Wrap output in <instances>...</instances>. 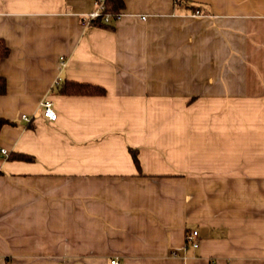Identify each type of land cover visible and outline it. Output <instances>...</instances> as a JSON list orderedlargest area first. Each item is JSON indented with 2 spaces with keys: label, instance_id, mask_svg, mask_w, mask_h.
Segmentation results:
<instances>
[{
  "label": "crops",
  "instance_id": "obj_1",
  "mask_svg": "<svg viewBox=\"0 0 264 264\" xmlns=\"http://www.w3.org/2000/svg\"><path fill=\"white\" fill-rule=\"evenodd\" d=\"M189 1L0 0V264H264V0Z\"/></svg>",
  "mask_w": 264,
  "mask_h": 264
},
{
  "label": "trees",
  "instance_id": "obj_2",
  "mask_svg": "<svg viewBox=\"0 0 264 264\" xmlns=\"http://www.w3.org/2000/svg\"><path fill=\"white\" fill-rule=\"evenodd\" d=\"M103 7L101 9V14L92 20H90L89 25L92 26H110L116 20V15L124 7L123 0H103ZM175 3H182L183 5L191 6L192 11H198L200 8L199 4H192L189 0H175ZM109 16V21L105 22L104 16ZM10 49L7 46L5 40L0 37V61L9 55ZM56 91L60 94L68 95H103L105 94V89L97 84L92 83H81L72 80L64 79L54 87ZM6 92V80L0 73V95ZM13 122L5 117L0 116V129L5 124H12ZM129 152L132 155L133 161L138 165L137 153L135 149L128 147ZM7 159H17V160H33L31 155L20 153V152H10L6 155Z\"/></svg>",
  "mask_w": 264,
  "mask_h": 264
},
{
  "label": "built area",
  "instance_id": "obj_3",
  "mask_svg": "<svg viewBox=\"0 0 264 264\" xmlns=\"http://www.w3.org/2000/svg\"><path fill=\"white\" fill-rule=\"evenodd\" d=\"M103 2H104L103 0H93L94 8L90 12L85 14V16H84V22L85 23H89L90 20H92L93 18H95L101 14ZM120 15H121V11L116 15L115 19H118ZM103 20L105 22H108L109 16L105 15ZM38 106L41 110L42 115L45 118H47L50 121L56 120L57 113L53 108V104H52L51 100H49L48 98H42L39 101ZM21 118L25 119L26 121H31V117L28 116L27 114H21ZM0 153L3 155H7V150H5L4 148H0ZM186 242L190 246H192L193 248L198 247L199 243H198V238H197V231H195V230L191 231L186 237ZM110 263L111 264H119L118 260H116V259H111Z\"/></svg>",
  "mask_w": 264,
  "mask_h": 264
}]
</instances>
